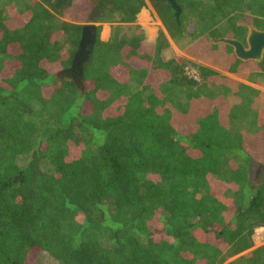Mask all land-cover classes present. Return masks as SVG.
Wrapping results in <instances>:
<instances>
[{
  "label": "trees",
  "instance_id": "16d2710c",
  "mask_svg": "<svg viewBox=\"0 0 264 264\" xmlns=\"http://www.w3.org/2000/svg\"><path fill=\"white\" fill-rule=\"evenodd\" d=\"M149 1L170 36L194 17L229 72L264 77V57L244 63L210 41L264 30V0H176L180 25L169 3ZM101 2L96 22L134 24L146 6ZM54 3L0 0V264H37L42 253L58 264H224L251 249L264 226V184L249 173L264 164L259 92L206 66L194 65L200 81L190 77L185 58L163 59V32L150 43L116 28L103 41L99 26L82 92L57 74L71 66L93 1ZM200 85L221 95L169 99ZM227 264H264V247Z\"/></svg>",
  "mask_w": 264,
  "mask_h": 264
},
{
  "label": "rangeland",
  "instance_id": "374dc122",
  "mask_svg": "<svg viewBox=\"0 0 264 264\" xmlns=\"http://www.w3.org/2000/svg\"><path fill=\"white\" fill-rule=\"evenodd\" d=\"M207 1V0H200ZM116 17L112 20L98 21L95 24L97 27H101L100 37L103 41H108L114 31V29L119 28L122 34L131 35L136 28L140 29L148 42L154 43L158 37L159 32H163L168 41L169 47L163 52V59L170 60L176 57L185 58L190 62V65L187 67V74L200 81V78L197 74L195 66H206L218 71L221 75H233L228 73V58L225 56H220L217 53L214 54L211 52L205 44L202 42V37L204 35L210 34L207 31L204 24H200V22L196 18L187 17L185 22V27L183 33L180 36L172 37L169 35L163 21L153 8L150 1H146V6L142 9V11L137 16V21L134 24H121L115 21ZM217 29L213 31V34L217 33ZM218 33L222 34L223 32L218 31ZM210 36V35H209ZM192 45L190 50L187 52V49ZM223 49V47H222ZM224 50V49H223ZM211 53V55H210ZM195 65V66H194ZM227 71V73H226ZM60 72V71H59ZM237 76L243 78L245 81H249L252 83H256L259 85L262 90L260 93L261 102L264 100V77L256 76L251 70L245 71L241 74H237ZM139 85H135L134 89H138ZM168 92V91H167ZM170 100H174L179 103H186L190 99L200 97H218L221 95L219 89L216 88H207L203 85L200 86H180L174 90H170ZM260 104V103H259ZM248 123L243 121L234 126L235 129H246L248 128ZM256 240V239H255ZM260 246V242L256 240L254 246L237 255L228 259L224 264H227L240 256H250L252 251ZM37 264H58L54 262L48 255L39 254L36 259Z\"/></svg>",
  "mask_w": 264,
  "mask_h": 264
},
{
  "label": "water",
  "instance_id": "95a60500",
  "mask_svg": "<svg viewBox=\"0 0 264 264\" xmlns=\"http://www.w3.org/2000/svg\"><path fill=\"white\" fill-rule=\"evenodd\" d=\"M93 10L88 18V23L83 25L81 40L72 59L71 66L58 72L59 79L71 80L77 88L84 92V71L93 55L94 46L97 40L98 19L104 17V7L101 0H92ZM167 2L174 10V17L180 25L182 8L176 0H157ZM70 0H55L54 6L57 11H61L69 4ZM213 44H226L233 48V53L242 62H261L264 57V30H259L254 26H249L245 43L230 38H215L210 40ZM250 181L256 186L264 184V164L254 162L249 167Z\"/></svg>",
  "mask_w": 264,
  "mask_h": 264
},
{
  "label": "crops",
  "instance_id": "0c3cea01",
  "mask_svg": "<svg viewBox=\"0 0 264 264\" xmlns=\"http://www.w3.org/2000/svg\"><path fill=\"white\" fill-rule=\"evenodd\" d=\"M146 1H148V0H146ZM212 39H215V38H212ZM249 62H253V61H249ZM249 62H244V63H249ZM251 72L255 74V72H258V71L251 70ZM226 73H227V71H226ZM228 73H231V72L228 71ZM231 74H233V75H231V76L230 75H226L225 77H228V78H230V79H232V80H234L236 82L245 84V85H247V86H249V87L257 90L259 92V100H260V103H261L260 93H261L262 88L259 85H257L256 83H252V82H249V81L248 82L245 81L243 78L237 76L238 73L237 74L236 73H231ZM258 77H260V76H258ZM262 105H264V100H262Z\"/></svg>",
  "mask_w": 264,
  "mask_h": 264
},
{
  "label": "built area",
  "instance_id": "2783aa9c",
  "mask_svg": "<svg viewBox=\"0 0 264 264\" xmlns=\"http://www.w3.org/2000/svg\"><path fill=\"white\" fill-rule=\"evenodd\" d=\"M255 239L260 242L259 247H264V226L259 227L255 230L254 242H256Z\"/></svg>",
  "mask_w": 264,
  "mask_h": 264
},
{
  "label": "flooded vegetation",
  "instance_id": "af4514ba",
  "mask_svg": "<svg viewBox=\"0 0 264 264\" xmlns=\"http://www.w3.org/2000/svg\"><path fill=\"white\" fill-rule=\"evenodd\" d=\"M244 44H246V43H244Z\"/></svg>",
  "mask_w": 264,
  "mask_h": 264
}]
</instances>
